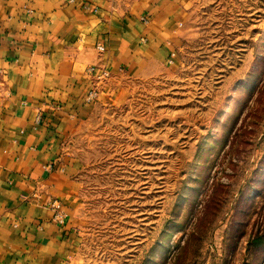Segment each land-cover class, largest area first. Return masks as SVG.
<instances>
[{"label":"rangeland","instance_id":"rangeland-1","mask_svg":"<svg viewBox=\"0 0 264 264\" xmlns=\"http://www.w3.org/2000/svg\"><path fill=\"white\" fill-rule=\"evenodd\" d=\"M171 61L119 74L65 141L71 264H264V0H186Z\"/></svg>","mask_w":264,"mask_h":264},{"label":"crops","instance_id":"crops-1","mask_svg":"<svg viewBox=\"0 0 264 264\" xmlns=\"http://www.w3.org/2000/svg\"><path fill=\"white\" fill-rule=\"evenodd\" d=\"M186 10V0H0V264H71L79 184L65 141L119 74L172 59ZM88 67L109 75L96 82Z\"/></svg>","mask_w":264,"mask_h":264},{"label":"built area","instance_id":"built-area-1","mask_svg":"<svg viewBox=\"0 0 264 264\" xmlns=\"http://www.w3.org/2000/svg\"><path fill=\"white\" fill-rule=\"evenodd\" d=\"M94 11H96L95 8H93ZM97 49L99 51H103L104 50V46L99 44L97 45ZM174 54L172 53L171 54V57H173ZM171 61V59H170ZM169 61V62H170ZM87 73L92 75L93 79L96 81V82H99L100 80H102L103 78L107 77L109 75V71L105 68L101 69V68H97V67H88L87 68ZM2 77V70L0 69V79ZM94 82V81H93ZM98 91L96 89V86H93L88 92H87V95H86V100L88 102H91L93 100H95L96 98H98ZM49 206L53 209L54 211V215H53V220L56 222V223H63L64 222V214L59 211V205H58V202L57 200H53L51 203H49Z\"/></svg>","mask_w":264,"mask_h":264}]
</instances>
